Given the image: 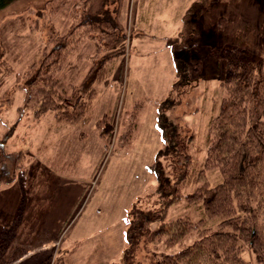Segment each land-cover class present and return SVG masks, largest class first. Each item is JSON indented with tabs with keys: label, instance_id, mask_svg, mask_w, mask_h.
Wrapping results in <instances>:
<instances>
[{
	"label": "rangeland",
	"instance_id": "1",
	"mask_svg": "<svg viewBox=\"0 0 264 264\" xmlns=\"http://www.w3.org/2000/svg\"><path fill=\"white\" fill-rule=\"evenodd\" d=\"M6 1L0 7V140H5L10 153L4 170L13 174V158L23 151L24 168L46 169L52 190L38 236L26 245L23 257L9 264H30L33 254L49 247L53 248L51 264L59 251L66 264H119L127 244L130 212L135 207L147 211L159 207L151 165L164 144L157 125L158 106L170 94L175 70L191 81L176 90L174 95L180 100L167 113L194 134L192 154L200 161L206 153L209 122L225 94V63L212 50L240 45L248 47L256 59L264 58V4L240 7L216 1L204 6L194 24L197 35L187 36L172 50L164 47L160 34L163 28L174 33V19L179 15L171 14L168 6H180L161 4L166 11L153 18L146 15L130 33L140 0H123L124 52L118 55L120 43L109 42L113 34L120 37L122 33L112 28V34L105 35L110 29L107 23H95L80 35L56 73L63 89L68 83L81 82L89 71L95 73L108 58L103 74L108 79L96 82V97L86 119L72 124L55 120L51 112L38 120L34 107L39 103L38 92L25 104V87L28 70L54 44L51 33H64L70 26L73 0L47 13H41V8L48 0ZM114 7L115 3L110 4ZM107 14L101 12L98 17H104L98 20H112V14ZM225 14L229 19L221 23L220 16ZM167 15L172 20H166ZM240 18L245 26L236 30L233 25ZM137 32L143 37H137ZM112 53L116 54L109 58ZM218 180V173L212 172L211 182ZM22 195L17 179L0 184V232L17 213ZM198 213L197 208L180 203L170 207L167 218L188 215L196 220ZM179 248L142 242L137 260L146 261L153 251L174 253Z\"/></svg>",
	"mask_w": 264,
	"mask_h": 264
},
{
	"label": "trees",
	"instance_id": "2",
	"mask_svg": "<svg viewBox=\"0 0 264 264\" xmlns=\"http://www.w3.org/2000/svg\"><path fill=\"white\" fill-rule=\"evenodd\" d=\"M70 1L48 0L41 13L55 11ZM216 1L219 0L192 3L185 13L181 34L169 40L172 49L187 36L197 35L194 24L203 7ZM107 3L108 0H78V19L66 32L51 33L53 46L28 70L25 104L38 92L39 103L34 106L38 120L49 112L59 121L72 124L86 119L96 97L95 84L106 79L103 74L108 58L95 73L89 71L81 82L68 83L63 89L56 73L69 50L79 43L80 35L87 34L95 23H107L110 29L105 35L112 34V28L120 31L122 35L113 34L109 42L120 43L116 47L118 55L124 52L125 33L119 20H98L101 12L108 11ZM216 52L225 63V94L209 122L205 157L194 159V134L167 113L180 100L174 95L176 90L191 81L178 71L170 94L158 106L157 125L164 144L151 169L157 180L159 207L148 211L135 207L130 212L127 244L119 264H264V58L256 59L248 47L240 45L212 50L211 54ZM112 54L109 58L116 53ZM9 157L5 140H0V184L17 179L23 188L17 213L0 232V264H9L27 253L26 245L39 234L52 191L46 169L33 165L32 173L24 168L23 151L13 158L14 173H7L4 166ZM212 172L218 173L215 184L211 182ZM189 187L192 189L188 191ZM180 203L197 208L199 217L193 220L179 215L168 219L170 207ZM142 242L180 248L174 253L153 251L147 254L146 261H140L137 251ZM52 249L33 254L30 264H51ZM57 256L53 264H66L60 251Z\"/></svg>",
	"mask_w": 264,
	"mask_h": 264
},
{
	"label": "crops",
	"instance_id": "3",
	"mask_svg": "<svg viewBox=\"0 0 264 264\" xmlns=\"http://www.w3.org/2000/svg\"><path fill=\"white\" fill-rule=\"evenodd\" d=\"M194 1H196V0H171L170 2H168V0H140L139 7L136 10L137 11V15H136L135 26L132 27V22H131V26H130L131 29H129V31L130 30L132 31V28L134 30H136V28H138L137 27L138 26V21H140V23H141L149 15L151 16V18H153V14H157V13H161V12L166 11L167 8L161 6V4H165L167 6H168L167 3H169L171 5H179L180 6L179 8H174L172 6H168L170 8V10H171L170 11L171 14L173 12H177V14L179 15V17L176 15V18L174 19V21H176V26L173 27L174 33L171 34L167 29L163 28L164 32L162 34H160V39L164 40V42H163L164 45H165L164 47L169 46V48L171 47L170 49H172V46L170 45L169 40L177 38L181 34V32H182V30L184 28V16H185V13H186V11L189 9V7L192 5V3ZM219 1L220 2L222 1V2H224L226 4H235V5L240 6V7H243L246 3H250V4H264V0H219ZM122 2H123V0H108V3L106 4V8L108 10L107 11L108 12L107 15L110 16V14H112V16H113L112 20H115L117 18L119 20V22H120V15H121V12H122V7H123ZM67 3H69V2H67ZM67 3H65L64 6ZM77 3H78V0H73L74 8H71L70 10L73 13L74 17L71 20V23H73L75 20H77L79 15L81 14V6L80 5L78 6ZM113 3H115V7L113 9H111L110 8V4H113ZM242 13H243V10L241 9L240 10V14H242ZM201 14L198 16L199 18L201 16ZM146 15H148V16H146ZM103 17L104 16L98 17V18H103ZM165 19L166 20H172V17L167 15V17ZM221 19L227 21L229 18L225 14V15L220 16V22L222 23ZM261 19L264 21V15H262ZM221 23L219 24L220 27H221ZM120 24L122 25V27H124V32L127 35V28H126L127 26L124 23H122V22H120ZM242 25L245 26L243 24V20L240 18L239 21H237L233 26H235V28L237 30V29H241ZM258 25H259V23H257L256 27H258ZM164 27H166V24H164ZM131 31H130V33H131ZM137 33H138L137 37H140V36L143 37V35H140L139 32H137ZM149 33L153 34L151 32V30H149ZM166 33H170V34L166 35ZM176 75H177L176 72H174V79L176 78ZM106 79H108V78L106 77ZM55 120L59 121L57 118Z\"/></svg>",
	"mask_w": 264,
	"mask_h": 264
}]
</instances>
